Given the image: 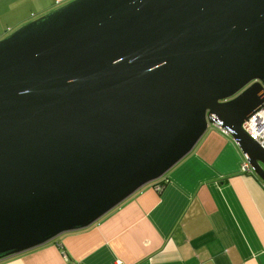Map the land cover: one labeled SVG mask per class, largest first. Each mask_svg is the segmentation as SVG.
Returning a JSON list of instances; mask_svg holds the SVG:
<instances>
[{
	"label": "water",
	"instance_id": "95a60500",
	"mask_svg": "<svg viewBox=\"0 0 264 264\" xmlns=\"http://www.w3.org/2000/svg\"><path fill=\"white\" fill-rule=\"evenodd\" d=\"M264 0H70L0 39V260L86 228L210 125L264 181Z\"/></svg>",
	"mask_w": 264,
	"mask_h": 264
},
{
	"label": "crops",
	"instance_id": "0c3cea01",
	"mask_svg": "<svg viewBox=\"0 0 264 264\" xmlns=\"http://www.w3.org/2000/svg\"><path fill=\"white\" fill-rule=\"evenodd\" d=\"M70 0H0V39ZM210 125L162 179L0 264H264V181Z\"/></svg>",
	"mask_w": 264,
	"mask_h": 264
},
{
	"label": "built area",
	"instance_id": "2783aa9c",
	"mask_svg": "<svg viewBox=\"0 0 264 264\" xmlns=\"http://www.w3.org/2000/svg\"><path fill=\"white\" fill-rule=\"evenodd\" d=\"M215 126L218 127L222 132L228 134L227 131L221 128L219 125ZM242 129L251 139L256 141L264 149V105L243 122ZM242 168L244 170H252L246 159L242 163Z\"/></svg>",
	"mask_w": 264,
	"mask_h": 264
},
{
	"label": "trees",
	"instance_id": "16d2710c",
	"mask_svg": "<svg viewBox=\"0 0 264 264\" xmlns=\"http://www.w3.org/2000/svg\"><path fill=\"white\" fill-rule=\"evenodd\" d=\"M163 178V177H162Z\"/></svg>",
	"mask_w": 264,
	"mask_h": 264
}]
</instances>
